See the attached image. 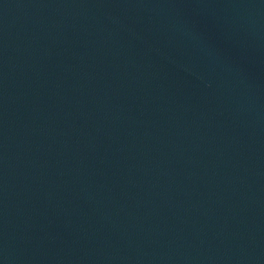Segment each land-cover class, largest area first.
I'll use <instances>...</instances> for the list:
<instances>
[{
  "label": "water",
  "instance_id": "water-1",
  "mask_svg": "<svg viewBox=\"0 0 264 264\" xmlns=\"http://www.w3.org/2000/svg\"><path fill=\"white\" fill-rule=\"evenodd\" d=\"M0 264H264V0H0Z\"/></svg>",
  "mask_w": 264,
  "mask_h": 264
}]
</instances>
